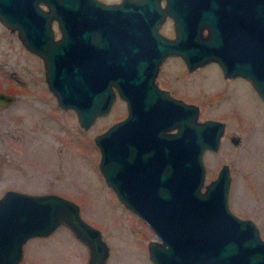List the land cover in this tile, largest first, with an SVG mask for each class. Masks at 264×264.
I'll return each instance as SVG.
<instances>
[{
	"label": "water",
	"instance_id": "obj_1",
	"mask_svg": "<svg viewBox=\"0 0 264 264\" xmlns=\"http://www.w3.org/2000/svg\"><path fill=\"white\" fill-rule=\"evenodd\" d=\"M39 1L50 10H41ZM137 7L135 17V9L125 11L113 2L0 0V21L43 56L48 87L59 106L76 110L82 127L108 112L117 94L125 100L126 115L94 136L98 167L117 198L160 238L148 242L150 259L156 264H264L257 223L229 207V166L222 163L204 183L203 154L218 150L224 120L200 119L196 104L170 96L154 81L164 55L179 54L190 68L217 61L225 75L249 78L264 98V0H170L177 28L183 24L175 15L179 10L189 14L192 29L188 37L178 28L171 40L158 32L164 12L157 0H140ZM50 16L63 34L56 42L49 40ZM204 22L213 26L206 41L197 36ZM90 28L104 32L105 42L96 49L88 47ZM11 100L13 94L0 89V105ZM231 139L238 142L235 134ZM2 194L0 264H16L27 237L47 235L61 223L84 242L88 263H107V241L82 217L78 202L50 191L6 188Z\"/></svg>",
	"mask_w": 264,
	"mask_h": 264
},
{
	"label": "rangeland",
	"instance_id": "obj_2",
	"mask_svg": "<svg viewBox=\"0 0 264 264\" xmlns=\"http://www.w3.org/2000/svg\"><path fill=\"white\" fill-rule=\"evenodd\" d=\"M25 48L17 29L0 23V89L14 96L0 105V196L6 188H18L70 197L82 217L102 231L112 264H152L147 245L160 238L117 198L98 167L94 136L126 115L125 100L116 93L110 110L82 127L74 108L57 105L43 79L42 61ZM170 60V88L200 104V119L225 123L218 150L203 154L204 183L226 163L230 209L254 220L264 238V101L245 81L223 78L211 63L190 73L179 57ZM234 134L240 138L237 144L230 140ZM88 253L84 242L61 223L47 236L27 241L23 264H86Z\"/></svg>",
	"mask_w": 264,
	"mask_h": 264
},
{
	"label": "flooded vegetation",
	"instance_id": "obj_3",
	"mask_svg": "<svg viewBox=\"0 0 264 264\" xmlns=\"http://www.w3.org/2000/svg\"><path fill=\"white\" fill-rule=\"evenodd\" d=\"M83 1L89 2L90 0H83ZM92 1H96V2L103 1V3L113 2L114 4H121V9H123L125 11H130V10H134L135 9V17H137V11L139 10L138 7H137V4H138V2L140 0H92ZM157 1H158V4H159V7L162 8V10L164 12V14L162 16V20H160V22L158 23V26H157L158 32L162 36L163 35L166 36L167 39H170V38H173V36L176 35L178 28H180V29H183L184 28V30H186V36L191 37L192 29L189 32V29L190 28H188V20L191 18V17H189V14H187V12H179V10H177L178 13L175 12V15L178 18L179 17L183 18V24H181V25L178 24V28H177V25L175 23V19L176 18H174L173 12L170 11V9H171L170 8V0H157ZM128 2L130 3L129 5H128ZM180 3L182 4V2L178 1L177 5L175 6V7H177V9L180 8V7H178V6H181ZM39 4H40V7H41V10H44L45 12H47V11L50 10V7H49L48 3L40 2L39 1ZM205 6H206V4H205ZM130 14H134V13H130ZM0 23L3 26H5V27L7 26V27L11 28V26H8L6 24H3L1 21H0ZM50 24H51L50 32H51L52 36H51V39H49V40H51L53 42L59 41V38L63 34H62V30L58 26L59 24L57 22V19L55 17L50 16ZM212 28H213V26H211L209 22L202 23V25H200V29H198L197 36L202 41H206V40L211 39L212 38L211 37ZM78 31L79 30L77 29L76 30V33L77 34H79ZM89 33H90V35H89L87 41L90 44L88 45V47H92V48H95L96 49V47L101 43L102 40L105 42L104 35H100V34L104 33L102 29L99 30V29L90 28ZM192 37H194V35H192ZM74 41H75L76 44L79 43V39L78 38H75ZM24 46L26 47L25 49L27 51L31 52L33 55H35L37 57L39 56L38 59H40L42 61V64L44 66V71H43L44 72V74H43V77L44 78L43 79H44V81L46 83V86L48 87L47 81L45 79L46 78L45 77V68H46V66H45V62H44L43 56L41 54H39V53L37 54L36 52H34L30 48V46H28V45H24ZM174 56L179 57L180 62L182 63L184 69L187 70L190 73L196 71L197 68H199V67L202 68V67H205L206 64L211 63V64L215 65L217 68H219V71H220L221 76L223 78H225V79H228V78L229 79H232L233 78V80L241 79V80H243V82L245 81L246 87H250V88L252 87V90L254 92H256L255 91V87H253V84H252V82H251V80L249 78L243 77L241 74H227V75H225L224 72H223V70H222V68L220 67V65H219V63L217 61L215 62V61L207 60L206 62L201 63V64L200 63H197L194 67L190 68L188 66L187 62L179 54H174V55L165 54L164 55V58L162 59V61L158 63L157 70H156L157 72L155 73V76H154V81L157 82L156 84L158 85L159 89H161L163 91H166L167 94H169L170 96H172L174 98H176V97L177 98H181L182 101H185V102L188 101V102H192V103L196 104L198 106L199 110H200V104L197 103L195 99H192L191 100V98L190 99L189 98H186L187 96L184 95L185 93H182V95L181 94H177V91H175L173 88L172 89L170 88V82H171L170 81V72H171V70H170V61H171L170 60V57H174ZM165 63L167 64V69L164 70L163 67H164V64ZM49 90H50V88H49ZM239 90L245 92L243 87H242V89H239ZM3 92H5V91H3ZM50 92H52V90H50ZM5 93L9 94L10 92L9 93L8 92H5ZM259 97H261V96H259ZM13 98H14V96H13ZM261 99L264 101V98L263 97H261ZM56 103H57V99H56ZM57 105H58V103H57ZM64 108H67V107H64ZM224 126H225V123H224ZM166 132L167 133L170 132V129H167ZM230 140H231V138H230ZM237 140H238V142H240L239 136H238V139ZM234 142L236 144L238 143L236 141H234ZM50 192H55V191H50ZM52 232H49V234L52 233ZM44 236H47V235H44ZM34 237H37V236H32V237L30 236L23 243L24 246L22 247V255H23V251L25 250L27 241L30 238L32 239ZM89 254L90 253L86 254L85 255V258H84V261H85L86 264H90V263H88V259L90 257ZM110 256H111L110 253H108L106 255V262H107L106 264H112V261H110ZM23 257H24V255H23ZM23 257H21L17 261L16 264H23ZM149 260H151V263L152 264H156L152 259H149Z\"/></svg>",
	"mask_w": 264,
	"mask_h": 264
}]
</instances>
